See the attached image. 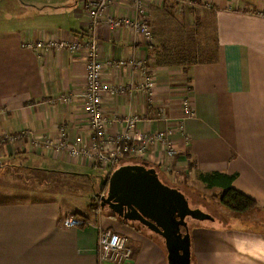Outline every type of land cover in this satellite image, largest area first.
<instances>
[{"label": "crops", "instance_id": "crops-1", "mask_svg": "<svg viewBox=\"0 0 264 264\" xmlns=\"http://www.w3.org/2000/svg\"><path fill=\"white\" fill-rule=\"evenodd\" d=\"M85 1L77 0L82 8L69 24L57 11L23 0H0V168L15 158L34 156L45 164L24 167L62 175L81 174L75 167L101 169L86 157H73L67 147L78 136L86 146L94 139L84 111L86 53H40L23 47L42 39L73 42L83 37L89 21ZM133 3L116 0L109 13L134 15ZM21 11L28 15L19 16ZM148 18L150 24L157 19L164 24L152 42L126 28L111 30L102 24L97 30L100 60L115 61L102 75L107 137L114 142L133 117L138 134L167 133L169 138L166 147L161 142L150 145L145 159L127 158L119 166L154 168L164 183L179 189L187 175L235 177L232 187L255 200L257 209L240 218L230 214L221 227L195 225L191 264H264V0H168L162 6L149 5ZM197 29L202 44L208 43L210 32L213 47L186 42V32L195 34ZM189 42L188 61L186 54L172 61L164 51L171 43L184 48ZM193 55L215 60L192 61ZM122 60L143 65L117 67L116 61ZM147 76L155 82L153 95L145 88ZM186 97L194 116L182 129ZM93 185L95 194L99 184ZM53 194L41 201L0 202V264H99L102 230L128 231L133 256L125 264H169L167 248L157 235L159 239L123 226L102 210L90 213L92 194L85 213L73 211ZM69 217L82 218L87 225L67 229L63 221ZM213 218L208 224L219 222Z\"/></svg>", "mask_w": 264, "mask_h": 264}, {"label": "built area", "instance_id": "built-area-1", "mask_svg": "<svg viewBox=\"0 0 264 264\" xmlns=\"http://www.w3.org/2000/svg\"><path fill=\"white\" fill-rule=\"evenodd\" d=\"M168 0H134V15L117 17L109 10L115 5L116 0H86L84 9L88 14V25L83 37L73 42H65L55 39H42L35 42H26L24 48L40 53L52 51L85 52L88 58L86 65V89L83 95L84 111L88 117L94 139L86 146L83 137H76L74 143L67 146L71 155L75 158H88L95 166L111 173L127 158L143 160L149 153L150 145L155 142L163 143L166 147L169 138L167 133L138 134L137 118H128L125 121L126 132L119 138L110 141L106 135L108 123L103 107L104 85L102 81L103 71L109 63H103L99 58L97 30L102 25H107L111 30L130 29L140 35L146 42L154 39L153 29L149 23V5L162 6ZM136 60L116 61L117 67L142 66ZM146 71H144L145 73ZM145 88L153 95L155 82L153 76H147ZM117 90H111V94ZM67 101L68 99L63 98ZM181 128L185 121L194 116L191 99L186 97L182 101ZM114 143V148L109 147ZM174 150H169V155H174ZM87 225V221L78 217H69L63 221L65 228H79ZM133 256V248L129 238L113 230H102L98 242L99 264H125Z\"/></svg>", "mask_w": 264, "mask_h": 264}, {"label": "rangeland", "instance_id": "rangeland-1", "mask_svg": "<svg viewBox=\"0 0 264 264\" xmlns=\"http://www.w3.org/2000/svg\"><path fill=\"white\" fill-rule=\"evenodd\" d=\"M23 1L26 3L28 2L30 6H37L39 8H47L57 11L60 14V18L64 19L69 24L72 19H75V13L81 11L80 7L82 8V4L80 5V3H77V0H44L39 4L32 0ZM20 4H23L22 1H20ZM60 6H65L66 8L60 9ZM29 10L30 9L27 10V13H29ZM24 15L28 14H23V11H21L19 16ZM22 21L23 20H15L14 22ZM151 24L153 26V35L155 39L156 34L160 33L157 32L158 28L161 27L163 29L164 24H161L158 19ZM199 31L200 30L197 29L195 34L192 33L193 31H187L185 39L189 40L193 37L197 43H200V46L211 45L213 47L211 44L213 43V36L210 39V32L208 33V43L202 44L203 34L200 35ZM42 160L44 159H34V156H32L27 158H15L12 161L6 162V165H9V167L6 166L4 168H0V202L41 201L46 197L54 198L55 196L53 192H56V198H60L61 203L67 205L73 209V211L85 213L89 204L88 197L93 193V182L97 185L101 182L102 178H106V176L109 174V171L102 169H89V171H87V169L78 167L75 168L78 170L76 173H81L79 175H62L56 172L50 174L49 171L51 170L48 168H45L44 171L27 169V167H31L34 163L39 161L43 162L44 165L45 161ZM24 165L27 167H24ZM86 174H88V176L92 175V179H89ZM165 177L167 180L171 182L173 181L172 175L165 174ZM180 185L181 191L185 193L187 199L193 207L200 208L202 212L210 214L212 217L214 216L215 219L219 221L208 224L209 221L200 222L190 218L188 219L190 235L195 225L202 224L217 228L225 225L226 222H229L228 216H230V214L235 216L237 215L236 217L238 218H240L239 216H242V214H236L226 209L219 201V197L221 195L220 192L218 190L208 189L203 183L199 181L197 175H187V178H184L182 180V184ZM6 189L10 190L11 192L7 193ZM46 191H51L52 193L46 195L44 193ZM97 192H99L98 189L96 193ZM95 194H92L93 196L91 195L93 197L92 199H95ZM95 201L96 202H94V204H97L100 208L99 200L97 201L95 199ZM102 212L106 215L108 214L105 211ZM128 225L133 226V224L130 223ZM236 225L242 227L243 223L238 222ZM135 226V229L141 231V233L159 239L155 234L147 231L146 229L140 228L138 224H135ZM117 232L120 234L129 235L127 233L128 231L124 233L121 231Z\"/></svg>", "mask_w": 264, "mask_h": 264}, {"label": "water", "instance_id": "water-1", "mask_svg": "<svg viewBox=\"0 0 264 264\" xmlns=\"http://www.w3.org/2000/svg\"><path fill=\"white\" fill-rule=\"evenodd\" d=\"M106 186V196L97 193V200L117 202L120 207L132 211L145 227L164 236L169 264H191L192 241L189 224L184 218L189 215L200 222L213 221L210 214L193 210L186 195L179 188L164 183L154 168L125 166L115 169L101 179L98 188L103 191ZM181 227L185 232L180 236ZM179 238V245L171 242Z\"/></svg>", "mask_w": 264, "mask_h": 264}, {"label": "trees", "instance_id": "trees-1", "mask_svg": "<svg viewBox=\"0 0 264 264\" xmlns=\"http://www.w3.org/2000/svg\"><path fill=\"white\" fill-rule=\"evenodd\" d=\"M189 40H195L193 37ZM188 39H186V42ZM180 44V43H178ZM191 46L190 42L186 43L185 47L175 46V44H169L168 47H164V51L168 52V56H170L172 61L180 60V58L186 54L184 57L186 60H190V52L189 47ZM197 47V44H196ZM215 59L213 57L205 59L204 56L200 58L198 55L192 56V61H200V62H213ZM194 168V163H189V169ZM199 181L207 186L208 189H219L220 197L219 201L221 204L228 210L236 214H246L252 212L257 209L258 204L255 200L250 197L242 194L241 192L235 190L232 187V184L235 180V177L227 176L226 174L213 173L208 175H200ZM95 199L92 200V203L89 207L90 213H98L101 209L94 204Z\"/></svg>", "mask_w": 264, "mask_h": 264}, {"label": "flooded vegetation", "instance_id": "flooded-vegetation-1", "mask_svg": "<svg viewBox=\"0 0 264 264\" xmlns=\"http://www.w3.org/2000/svg\"><path fill=\"white\" fill-rule=\"evenodd\" d=\"M129 167L130 166H145L146 167V169H151L150 167H148V166H146V165H142V164H129L128 165ZM121 167H125V166H123V165H121V166H119L118 168H121ZM117 168V169H118ZM107 190H108V187L106 186V187H104V189H103V191H101V189L100 188H98V191H99V193L101 194V195H103V196H106V194H107ZM99 204H100V209L102 210V211H105V212H107L108 214V216L110 217V218H112L113 220L115 219V220H117V221H120L121 223H122V225L123 226H126V225H128L129 223L130 224H133V226L134 227H136L135 226V224H138L139 226H140V228H143V229H146L147 231H149V232H151V233H153V234H155V235H157L162 241H163V243L165 244V246H166V238L164 237V236H161V235H158L156 232H154V231H152V230H150V229H148L147 227H145L136 217H134V215L132 214V211H130L129 209H127V208H125V207H120L119 205H118V203L117 202H114V201H112L111 203H109V202H107V201H99ZM112 204H114V205H112ZM191 205V204H190ZM191 207H192V209L193 210H195V209H198V210H200V208H197V207H193L192 205H191ZM200 211H202V210H200ZM185 221H187L188 222V219H190V217H189V215L188 216H185ZM132 226V225H131ZM184 229L181 227V228H179V230H178V234L181 236V235H183L184 234ZM176 241V240H175ZM171 241L172 243H176L177 245H179L180 244V238H179V240L178 241ZM176 245V246H177Z\"/></svg>", "mask_w": 264, "mask_h": 264}, {"label": "bare ground", "instance_id": "bare-ground-1", "mask_svg": "<svg viewBox=\"0 0 264 264\" xmlns=\"http://www.w3.org/2000/svg\"><path fill=\"white\" fill-rule=\"evenodd\" d=\"M99 193V192H98Z\"/></svg>", "mask_w": 264, "mask_h": 264}]
</instances>
